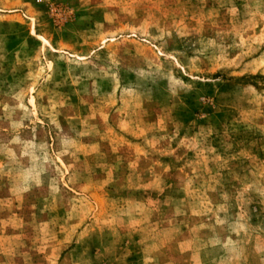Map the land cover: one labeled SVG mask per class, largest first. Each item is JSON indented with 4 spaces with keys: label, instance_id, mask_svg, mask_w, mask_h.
<instances>
[{
    "label": "rangeland",
    "instance_id": "374dc122",
    "mask_svg": "<svg viewBox=\"0 0 264 264\" xmlns=\"http://www.w3.org/2000/svg\"><path fill=\"white\" fill-rule=\"evenodd\" d=\"M0 264H264V0H0Z\"/></svg>",
    "mask_w": 264,
    "mask_h": 264
}]
</instances>
